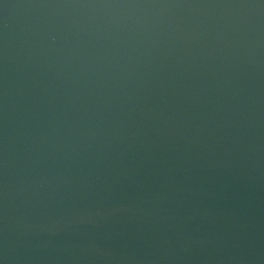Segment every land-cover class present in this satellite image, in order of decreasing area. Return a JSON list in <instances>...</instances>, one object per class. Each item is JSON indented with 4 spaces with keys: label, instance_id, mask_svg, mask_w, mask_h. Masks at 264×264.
<instances>
[{
    "label": "water",
    "instance_id": "water-1",
    "mask_svg": "<svg viewBox=\"0 0 264 264\" xmlns=\"http://www.w3.org/2000/svg\"><path fill=\"white\" fill-rule=\"evenodd\" d=\"M0 264H264V0H0Z\"/></svg>",
    "mask_w": 264,
    "mask_h": 264
}]
</instances>
